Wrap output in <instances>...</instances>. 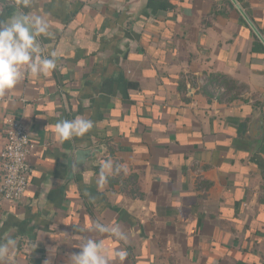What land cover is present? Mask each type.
Listing matches in <instances>:
<instances>
[{"label":"crops","instance_id":"crops-1","mask_svg":"<svg viewBox=\"0 0 264 264\" xmlns=\"http://www.w3.org/2000/svg\"><path fill=\"white\" fill-rule=\"evenodd\" d=\"M236 1L264 40V0ZM14 10L46 16L37 40L56 68L0 96V151L11 117L33 141L24 197L0 193L7 264H67L88 238L126 250L123 264H262L264 41L236 5L0 0V22ZM77 117L93 127L57 141L55 124ZM91 147L102 150L70 174L68 153Z\"/></svg>","mask_w":264,"mask_h":264},{"label":"clouds","instance_id":"clouds-1","mask_svg":"<svg viewBox=\"0 0 264 264\" xmlns=\"http://www.w3.org/2000/svg\"><path fill=\"white\" fill-rule=\"evenodd\" d=\"M50 27L46 16L37 13H17L7 22H0V96L12 90L25 73L32 76L47 75L56 68V53L43 56L37 40L40 35H49ZM92 127L93 122L84 117L62 120L54 126L55 139L63 143L73 137H82ZM112 167L111 161L102 164L100 183L105 181V173L111 172ZM93 229L99 234L108 233L117 240H126L118 225L96 222ZM15 243L11 238L0 243V264H7L11 260L10 252ZM126 258V250L110 252L102 242L88 238L83 240L79 252L70 255L67 264H115V261L123 264Z\"/></svg>","mask_w":264,"mask_h":264},{"label":"built area","instance_id":"built-area-1","mask_svg":"<svg viewBox=\"0 0 264 264\" xmlns=\"http://www.w3.org/2000/svg\"><path fill=\"white\" fill-rule=\"evenodd\" d=\"M4 131L6 141L0 151V193L5 200L18 201L24 197L33 172L28 159L33 141L21 116L9 118Z\"/></svg>","mask_w":264,"mask_h":264},{"label":"water","instance_id":"water-1","mask_svg":"<svg viewBox=\"0 0 264 264\" xmlns=\"http://www.w3.org/2000/svg\"><path fill=\"white\" fill-rule=\"evenodd\" d=\"M236 7L238 8V10L242 13V15L244 16V18L247 20V22L249 23V25L254 29V31L256 32V34L259 36V38L264 41L261 37V35L258 33V31L255 29V27L253 26V24L251 23V21L248 19V17L246 16L245 12L243 11V9L241 8V6L237 3L236 0H231ZM17 13H21L20 11L14 10L11 13V18L13 16H15ZM23 14V13H22ZM101 148H97V147H91V148H87V149H76L73 151V157H71L70 153H68V157H67V168L68 171H70L71 174V167H73L75 172H78L79 170L83 169L84 167H88V161L90 159H93L94 156L101 152Z\"/></svg>","mask_w":264,"mask_h":264}]
</instances>
